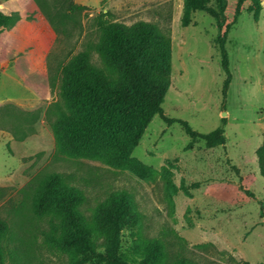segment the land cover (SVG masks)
<instances>
[{"label": "rangeland", "instance_id": "1", "mask_svg": "<svg viewBox=\"0 0 264 264\" xmlns=\"http://www.w3.org/2000/svg\"><path fill=\"white\" fill-rule=\"evenodd\" d=\"M185 2L0 0V10L13 15L2 37L7 68L0 63V104L16 106L0 109L13 115L0 118V220L8 227L1 242L4 264H73L56 243L59 221L34 208L41 183L53 173L81 192L80 214L88 223L110 198L132 201L135 221L124 232V252L137 261L148 247H158L159 264H264V0L257 16L247 11L248 0L231 26L225 47L232 81L226 92L218 24L207 12L193 11L185 26ZM236 5L228 0L231 21ZM100 20L154 24L172 48L165 116L201 134L222 128L226 144L210 147L182 124L157 115L123 167L62 153L53 131L67 112L62 68L101 39ZM20 58L36 90L13 67ZM92 60L103 64L93 51ZM18 127L29 135L17 137Z\"/></svg>", "mask_w": 264, "mask_h": 264}, {"label": "trees", "instance_id": "2", "mask_svg": "<svg viewBox=\"0 0 264 264\" xmlns=\"http://www.w3.org/2000/svg\"><path fill=\"white\" fill-rule=\"evenodd\" d=\"M211 1L186 0L184 25H190L193 11H205L216 20L220 30L218 41L222 65L227 74L226 92L232 81L226 40L248 0H237L232 21L229 19L228 0H216L217 5H210ZM251 1L247 11L257 16L262 9L261 0ZM74 8L85 7L74 4ZM12 21V14L0 10L2 69H5L2 37ZM99 27L101 39L91 44L90 50L79 52L62 68L61 95L67 112L62 113L53 125L57 147L62 153L100 159L111 166L123 167L132 161L135 148L157 115L166 121L182 124L193 139L201 138L210 147L226 144L222 128L201 134L188 122L165 116L163 104L172 84V48L154 24L139 22L126 26L100 20ZM92 51L101 56L102 65L97 66L93 62ZM21 64V58L16 60V71L24 83L33 88ZM38 92L45 99L46 93ZM13 106L11 103L0 104V109H12ZM12 117L0 110V118L8 121ZM13 132L19 138L29 135L21 127ZM260 152L264 175V145ZM242 187L253 196L245 185ZM83 200L81 192L71 186L61 173H53L41 183L34 201L38 215L59 221L61 234L56 243L71 254L73 264H159L158 247H148L141 261L124 252V232L135 221V209L130 199L124 196L110 198L99 207L93 223L86 222L80 214ZM7 229V224L0 220V264H4L1 242ZM98 241L103 242L101 248ZM179 264L189 263L182 261Z\"/></svg>", "mask_w": 264, "mask_h": 264}, {"label": "crops", "instance_id": "3", "mask_svg": "<svg viewBox=\"0 0 264 264\" xmlns=\"http://www.w3.org/2000/svg\"><path fill=\"white\" fill-rule=\"evenodd\" d=\"M2 67V66H1ZM14 67V69H15V71H16V66H13ZM7 67H5V69H6ZM5 69H3V70H5ZM16 73H17V71H16ZM18 74V73H17ZM20 77V76H19ZM21 78V77H20ZM21 80L23 81V79L21 78ZM23 83H24V81H23ZM25 84V83H24ZM26 85V84H25ZM27 86V85H26ZM27 87H29V86H27ZM29 88H31V87H29ZM32 89V88H31ZM38 96L40 95V94H37ZM2 104V103H1Z\"/></svg>", "mask_w": 264, "mask_h": 264}]
</instances>
